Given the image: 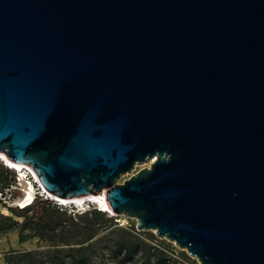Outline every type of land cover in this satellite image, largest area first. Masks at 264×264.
<instances>
[{
  "label": "water",
  "instance_id": "95a60500",
  "mask_svg": "<svg viewBox=\"0 0 264 264\" xmlns=\"http://www.w3.org/2000/svg\"><path fill=\"white\" fill-rule=\"evenodd\" d=\"M0 154L198 264H264V0H0Z\"/></svg>",
  "mask_w": 264,
  "mask_h": 264
},
{
  "label": "trees",
  "instance_id": "16d2710c",
  "mask_svg": "<svg viewBox=\"0 0 264 264\" xmlns=\"http://www.w3.org/2000/svg\"><path fill=\"white\" fill-rule=\"evenodd\" d=\"M4 169L0 168V189L13 184L15 179L4 177ZM77 207L61 208L53 203L37 200L33 206L7 210L17 221L0 213V237L11 233H19V242L37 237L48 243L50 247H70L69 257L74 264H90L94 243H90L100 232L117 227L118 216L109 215L98 208L79 211ZM109 234L118 235L111 251L118 264H128L137 260L141 264H198L186 252L179 251L165 240L153 234L138 231L135 227L118 228ZM73 246H77L74 248ZM55 260L64 264L62 251H54ZM176 255V257H175ZM42 257L37 252L10 254L7 264L25 262V264H41ZM44 264V263H43Z\"/></svg>",
  "mask_w": 264,
  "mask_h": 264
},
{
  "label": "rangeland",
  "instance_id": "374dc122",
  "mask_svg": "<svg viewBox=\"0 0 264 264\" xmlns=\"http://www.w3.org/2000/svg\"><path fill=\"white\" fill-rule=\"evenodd\" d=\"M150 164H144L142 166H137L135 170L120 180V183L124 182L126 179L130 178L131 175L137 173L143 168H149ZM0 168L4 169V177L8 178L10 181L11 179H16L17 174L14 170H11L0 161ZM32 174V173H31ZM29 178L22 175L21 181L15 180V183L10 184L9 188L5 187L4 191L0 189V213H2L5 216H9L17 221H20V218L15 217L13 214H11L7 207L11 206L13 208L20 209L17 205H15V202L21 200L25 193L29 190ZM37 200L32 203L33 206ZM8 203L12 204L9 205ZM81 204L76 206L79 211L87 210L88 208H97V204H95L93 201H84ZM29 206V207H30ZM117 219V227H113L110 230L102 231L100 232L90 243H94V248L92 253V259L90 264H118L116 259L114 258L111 248L114 245V240L118 235H111L109 232L115 231L118 228H126V227H135L137 229V220L133 218H126L123 216H118ZM118 220L120 222L124 223V225H121L118 223ZM148 234H153L156 238H158L153 232H145ZM0 264H7L6 258L9 257L10 254H16V253H23V252H37L38 257H42L41 264H61L59 260H55L54 251H62L64 255V264H74L72 263V260L70 259L69 252H66V250H69L70 247H50L48 243L40 240L37 237H32L27 239L25 242H19V233L14 232L7 236H1L0 237ZM159 239V238H158ZM162 240V239H160ZM167 243V240H165ZM176 248L177 250L181 251L178 247H176L173 243H170ZM76 248L77 246H73ZM176 257V255H175ZM14 264H25V262H19ZM128 264H141L137 260L131 261Z\"/></svg>",
  "mask_w": 264,
  "mask_h": 264
},
{
  "label": "built area",
  "instance_id": "2783aa9c",
  "mask_svg": "<svg viewBox=\"0 0 264 264\" xmlns=\"http://www.w3.org/2000/svg\"><path fill=\"white\" fill-rule=\"evenodd\" d=\"M1 162L5 165V167L15 171V173L17 174V177L15 180H17L18 182L21 181L22 175H24L25 177L30 176V178H29V189L31 187L32 199L27 204H24V205H22L20 203V201L15 202V205H17L20 209L29 207L30 205H32V203H34L35 200H43L46 202H50V203H53V204H55L61 208H64V209L65 208H72V207H76L78 205H81V204H77V202H75L76 199H64V198H60V197L54 195L53 193L48 191L39 182V180L37 179L36 176L33 177L32 175L29 174V172L27 170H25V169H14V168L10 167L9 165H7L6 162H3V161H1ZM14 183H15V181H14ZM26 194H27V192L25 193V196L22 199L26 198ZM8 204L12 205L10 203H8ZM9 207H11V206H9ZM97 208L101 211H104L103 209L100 208V206H97ZM104 212L108 213L109 215H113L108 211H104ZM118 223H120L121 225H124V223L120 222V220H118ZM0 242H1V239H0Z\"/></svg>",
  "mask_w": 264,
  "mask_h": 264
},
{
  "label": "bare ground",
  "instance_id": "6f19581e",
  "mask_svg": "<svg viewBox=\"0 0 264 264\" xmlns=\"http://www.w3.org/2000/svg\"><path fill=\"white\" fill-rule=\"evenodd\" d=\"M0 160L3 162H6L7 165H9L10 167H12L14 169H25L29 172L30 175H32L33 177L35 176L34 172L31 169H29L28 167H26L25 165L15 164L11 161H8L6 159V157H4L1 154H0ZM31 199H32V192H31V187H30V189L27 191L26 198L21 199L19 201L22 205H24V204H27ZM84 201H93L95 204L100 206V208L103 209L104 211H109V207H108V204H107V201H106L104 195H91V196H88L85 198H78V199H76L75 202L83 203Z\"/></svg>",
  "mask_w": 264,
  "mask_h": 264
}]
</instances>
